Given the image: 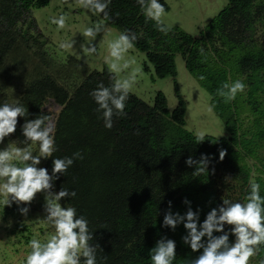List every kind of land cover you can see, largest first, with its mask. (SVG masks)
Here are the masks:
<instances>
[{"label":"trees","instance_id":"16d2710c","mask_svg":"<svg viewBox=\"0 0 264 264\" xmlns=\"http://www.w3.org/2000/svg\"><path fill=\"white\" fill-rule=\"evenodd\" d=\"M227 1L198 37L179 27H169L167 35L159 32L137 0H111L109 5L106 23L119 33H136L134 48L145 54V70L150 64L156 78H176L180 54L188 73L210 94L227 135L204 136L198 144L186 129L187 103L177 85L174 110L162 93L152 105L129 93L126 115L114 116L113 128H105L90 92L99 83L111 85L107 67L91 70L74 57L63 64L49 58L33 10L50 0H0V104L19 101L28 109V119L51 117L45 111L50 101L61 107L53 155L71 157L80 151L83 159L60 175L54 190L76 192L64 201L88 219L95 237L91 243L103 249L97 251L99 264H152L149 250L165 235L176 241L173 264H188L198 253L183 244V225L175 231L162 226L169 201L171 211L183 215L189 207L183 203L186 198L194 211L201 210L202 222L221 198L243 200L250 181L261 185L264 196V0ZM159 2L165 12L170 10L165 0ZM237 79L247 85L245 91L225 102L217 89ZM24 119L6 138L20 146ZM220 150H226L223 160ZM201 154L210 158L209 173L195 174L185 161L189 156L199 160ZM52 159H42L49 174ZM254 258L257 264L264 259V249Z\"/></svg>","mask_w":264,"mask_h":264},{"label":"clouds","instance_id":"9594fccd","mask_svg":"<svg viewBox=\"0 0 264 264\" xmlns=\"http://www.w3.org/2000/svg\"><path fill=\"white\" fill-rule=\"evenodd\" d=\"M137 3L146 20L155 22L157 30L167 35L170 28L164 22L165 6L159 0H137ZM76 4L93 15L102 16V19L85 26L80 33L84 42L80 44L78 58H84L87 63L89 56L99 55V45H106L104 63L113 82L110 86L99 83L90 96L98 106L96 111L101 114L105 128L111 129L114 116L126 115L129 93L142 74L140 67H133L136 65L135 58L127 55L135 47L137 35L125 29L112 39L106 38V21L111 19L108 11L111 0H76ZM67 20V13L50 17V23L56 25L58 30L65 28ZM98 36L100 39L96 43ZM75 44L74 39H64L58 47L68 51L75 49ZM200 79L205 77L200 76ZM246 87L242 80L237 79L232 83H223L217 89V94L225 102H230ZM209 110H212L211 107ZM28 116V109L19 101L0 104V145H4L5 139L16 133L19 118H25L20 125L23 136L20 144L23 146L9 140L6 146L0 147L2 202L9 207L15 203L20 214L27 217L37 194L43 193V222L54 229L44 239L33 237L29 240L30 250L23 264H99L97 251L103 252V249L99 243H91L95 237L88 219L78 215L75 207H65L61 203L68 197L74 198L76 192L67 188L54 190L55 181L67 173L76 159H83V155L77 151L71 157H54L57 148L52 118L43 114L34 119H28ZM203 141L204 134L201 133L197 136V142ZM33 145H38V153L33 150ZM225 156L226 150H220V160ZM50 157L53 158L51 174L46 167H39L42 159ZM185 163L194 167L195 174L209 173L210 158L206 154H201L199 160L189 156ZM221 199L222 203L211 208L202 222L201 210L194 211L186 198L183 203L189 207L183 215L173 213L172 202H168L169 210L164 214L162 226L175 231L179 225H183L186 231L181 237L183 244L189 246L192 253H198L188 260V264H250V260L264 249V196L261 195V185L250 181L243 200ZM226 226H229L227 230ZM230 236L234 237V241H230ZM176 247L175 240L161 236L149 250L152 264H173L177 256ZM100 259L106 260L107 257ZM258 264H264V259H260Z\"/></svg>","mask_w":264,"mask_h":264},{"label":"rangeland","instance_id":"374dc122","mask_svg":"<svg viewBox=\"0 0 264 264\" xmlns=\"http://www.w3.org/2000/svg\"><path fill=\"white\" fill-rule=\"evenodd\" d=\"M165 1L170 8L164 17L165 24L171 28L179 27L193 37H198L208 23L228 5L227 0ZM60 13H67L68 20L65 28L58 30L56 25L50 23V17L58 16ZM33 17L38 31L47 40L46 49L52 61L63 64L69 57H74L91 70L101 71L107 67L104 63V56L107 55L106 45H99V55L89 56L87 63L84 62V58H78L80 44L84 42V37L80 33L85 26L102 19L100 16L93 15L88 10L79 7L76 0H50L46 7L34 9ZM107 26L108 32L105 34L107 39H112L119 34L116 29L108 24ZM64 39H74L76 41L75 49L61 50L58 44ZM99 39L98 36L96 43L99 42ZM127 55L135 58L136 65L133 67L142 69V74L138 76L130 93L149 105L153 104L156 95L162 93L167 99L169 110L172 111L178 105L175 92V85H177L187 103L186 129L196 136L203 133L204 136L226 137L227 131L224 123L211 107L210 94L188 73L184 59L180 54L176 55L177 77L166 79L156 78L150 64H147L149 69L145 70V65L148 63L145 54L133 48ZM34 62L37 63V61ZM121 75H126V73ZM60 110L61 107L53 101L45 106V111L51 114L54 124ZM8 141L9 139H5L4 145H0V147L6 146ZM32 147L38 153L37 145ZM39 167H42V161ZM2 200L3 197H0V264H23L30 250L28 248L29 240L33 237L44 239L46 234L54 231L43 222L44 195L43 193L37 194L36 199L30 205L27 217L20 214L15 203L9 207L5 206ZM61 203L65 207L67 206L64 200ZM250 264H257L254 257L250 260Z\"/></svg>","mask_w":264,"mask_h":264}]
</instances>
